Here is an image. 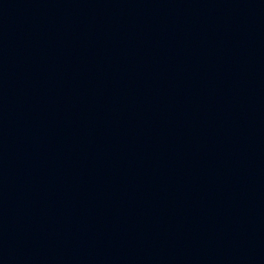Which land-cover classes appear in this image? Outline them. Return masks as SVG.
Masks as SVG:
<instances>
[{
	"label": "water",
	"instance_id": "95a60500",
	"mask_svg": "<svg viewBox=\"0 0 264 264\" xmlns=\"http://www.w3.org/2000/svg\"><path fill=\"white\" fill-rule=\"evenodd\" d=\"M0 264H264V0H0Z\"/></svg>",
	"mask_w": 264,
	"mask_h": 264
}]
</instances>
